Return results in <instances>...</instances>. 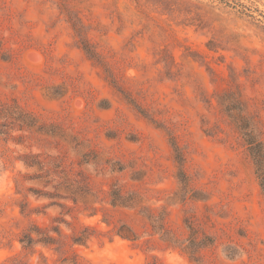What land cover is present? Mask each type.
<instances>
[{
    "label": "rangeland",
    "instance_id": "374dc122",
    "mask_svg": "<svg viewBox=\"0 0 264 264\" xmlns=\"http://www.w3.org/2000/svg\"><path fill=\"white\" fill-rule=\"evenodd\" d=\"M241 123L264 145V0H0V264H264Z\"/></svg>",
    "mask_w": 264,
    "mask_h": 264
},
{
    "label": "trees",
    "instance_id": "16d2710c",
    "mask_svg": "<svg viewBox=\"0 0 264 264\" xmlns=\"http://www.w3.org/2000/svg\"><path fill=\"white\" fill-rule=\"evenodd\" d=\"M87 54L89 52L87 49H84ZM238 128L240 130V134L242 136L243 141L245 142L247 146L248 154L251 158V161L255 168V174L257 176V179L259 181V186L264 193V145L262 142H260L254 135H252L251 131H247V124H237ZM169 145L172 148L173 151V157L175 162L179 166V172H178V179L181 184L186 183V177L183 173V163L184 158L180 151V148L175 141L174 137L169 138ZM110 197L114 203H116V200L122 199L123 196H120L117 192L114 193V191L110 194ZM163 224H158V229L162 231L163 230ZM46 229H43L37 225H31L24 231L19 239L23 249L30 250L34 248L36 245L42 244L45 246H52L55 245L58 242V238H61L62 235L60 233V230L58 227L51 228V230H48L46 233ZM88 228H84L78 235L74 236L72 238V242L74 244H82L90 235L91 232ZM56 234L57 237L52 236L51 234ZM208 240L207 236H203V238L200 239L199 242H195V239L193 236H190L186 241L189 243L188 248L191 250L194 249H201L209 245V243H206ZM170 242L171 240H166ZM210 244L213 243V240H210ZM173 243H177V241H173ZM61 262H70L71 264H77V256L74 255L70 250H67L63 254V258L61 259Z\"/></svg>",
    "mask_w": 264,
    "mask_h": 264
}]
</instances>
